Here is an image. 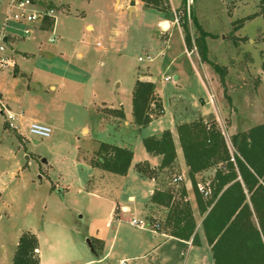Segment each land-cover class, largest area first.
Instances as JSON below:
<instances>
[{
  "label": "rangeland",
  "instance_id": "374dc122",
  "mask_svg": "<svg viewBox=\"0 0 264 264\" xmlns=\"http://www.w3.org/2000/svg\"><path fill=\"white\" fill-rule=\"evenodd\" d=\"M9 1L0 0V30L15 33L20 41L22 28L14 21L6 22ZM36 3L40 5L42 1L36 0ZM47 3L51 1L47 0ZM55 3L69 5L67 10H59L56 14V32L60 39L48 43L52 30L43 35V47L47 51L45 61L36 66L29 81L21 80L18 92L25 97V107L34 113H46L47 106L56 102L62 109L55 112L62 114L61 122L52 129L50 137L40 138L30 133L27 119L18 124V133L22 135L19 136L17 130H5L6 115L0 111V264H12L20 236L25 231H32L39 237L45 264H81L89 259H100L99 251H94L91 246L101 249L96 238L111 237L116 223L111 224L110 218L114 219L112 208L117 203L133 209L144 206L149 225L158 224L163 231H169L164 228L168 208L150 201L149 189L134 167L127 177H123L94 169L88 162L97 148L94 138L111 142L117 133L110 126L86 124L90 123L91 116L84 104L89 102L88 88L96 84L99 93L116 101L117 105L122 103L120 107L128 118L131 117L133 89L138 75L142 74L153 75L167 100L176 99L180 91L189 100L191 96L204 95V87L197 80L190 56L185 51L184 23L192 38V49H196L190 51L193 60L198 58L215 75L213 87L220 100L217 106L222 116V119L218 117L217 124L231 151L233 134L264 122L262 0H187L186 7L184 0H157L151 3L153 5H145L148 8H139L132 17L128 12L119 14L113 7L114 0H55ZM133 3L134 0L130 2ZM100 11L104 17H100ZM161 20L168 21L165 25L171 22L172 30L163 31ZM87 23L118 29V45L123 55L107 57L103 49L107 38L86 35ZM201 31L208 33V58L220 66L224 82L221 74L201 59L195 46ZM62 41L65 44L60 53L52 54L53 48ZM79 52L83 53L86 62L85 69L82 68L85 73H79L81 77L72 71L76 70L73 66L79 65V61L74 62ZM149 55L154 58L152 61L148 60ZM57 58H72L71 67ZM178 69L186 72L185 84L180 90L175 79ZM165 77L171 81H165ZM52 83L57 84V91L50 88ZM84 125H87L88 133H84ZM146 133L148 131L139 129L129 135L135 163L140 162L136 165L137 171L141 167V176L163 182L162 188L173 190L178 198L179 191L186 186L185 178L175 181L182 173L181 168H151L147 162H141L148 156L142 138ZM16 163L22 165V170L15 174ZM214 174L215 168L206 170L198 176V184L210 186ZM93 189L100 193H94ZM192 191L194 193L193 185ZM131 195L135 197L134 201L129 199ZM190 202H193L198 223L202 215L195 194ZM124 229L125 237L130 241L138 238V230ZM120 246L117 245L116 251ZM87 249L88 259L85 258ZM163 249L169 251L170 264H176L172 258L174 250H179L178 256L179 253L187 256L185 246L173 241L166 243ZM116 251L95 264H119Z\"/></svg>",
  "mask_w": 264,
  "mask_h": 264
},
{
  "label": "trees",
  "instance_id": "16d2710c",
  "mask_svg": "<svg viewBox=\"0 0 264 264\" xmlns=\"http://www.w3.org/2000/svg\"><path fill=\"white\" fill-rule=\"evenodd\" d=\"M142 1L153 5L151 3L157 0ZM186 3L187 0H184L185 7ZM183 25L185 44L192 49V38L185 23ZM207 36V32L201 31L195 46L201 59L209 62L224 82L220 66L208 58ZM262 69L264 71V61ZM156 90L155 82L137 79L132 104L138 126H147L156 115L163 113V104L156 96ZM118 112L124 118V111ZM177 130L214 264H264V122L233 134V151L216 120L207 122L198 119L180 124ZM143 142L148 153L162 156V169L173 166L177 149L170 130H165L160 136H147ZM133 157L134 152L129 148L101 142L90 162L93 167L125 176ZM211 168H215L210 182L211 194L204 197L198 189V176ZM138 170L143 172L141 167ZM151 202L168 208L164 228L169 229L171 236L201 245L198 223L186 186L181 188L178 198L173 190L156 189ZM152 226L163 231L158 224ZM38 249L37 235L32 231L23 232L12 264H40Z\"/></svg>",
  "mask_w": 264,
  "mask_h": 264
},
{
  "label": "crops",
  "instance_id": "0c3cea01",
  "mask_svg": "<svg viewBox=\"0 0 264 264\" xmlns=\"http://www.w3.org/2000/svg\"><path fill=\"white\" fill-rule=\"evenodd\" d=\"M36 1V0H35ZM41 4H47V0H41ZM53 5H56L58 7H62V9L67 10L68 4L60 3L56 4L55 0H50ZM132 0H114L113 7L114 9H117L119 11V14L122 12H128L129 16L132 17L133 13L137 12L139 8H148L145 5V2L142 0H134L135 3L130 4ZM61 2V1H59ZM60 5V6H59ZM70 8V7H69ZM68 8V9H69ZM133 9V10H132ZM100 17H104L105 14L103 12H99ZM58 14V13H57ZM165 20L160 21V27L162 28L165 26H170V30H172V24L171 22L168 23V25H165ZM173 23V22H172ZM53 21L52 20H46L45 22H38L35 24L36 28L33 32V34L30 37H20V41H18V36H13V38L10 39L8 43V48L6 49V56L13 59L15 61L14 67H7L3 70H0V92H1V99L6 106V110L4 111L5 115L6 112H10L14 115V119H12V123L14 124V128L9 126V123L7 119H4V128L6 129H14L17 130V134L19 136H22L20 133H18V124L23 123L27 119L29 120L30 124L32 122H41L44 124L49 125L52 129L56 127V125L61 122L62 114L61 113H55L60 112L62 110L58 105L54 103H50L49 106L46 108V113L43 111H32L29 107H25V97H22L20 92H18V88L20 87L21 80H30L31 77L34 75L37 69V65L41 64L45 61L44 55H45V47L44 45V39L43 35L46 34V32H50L52 30ZM57 25V20H56ZM55 25V30H56ZM86 35L92 36V35H99L102 37L107 38V45L104 47V53L107 57H110L112 55H117L119 58L123 55L122 49L118 45V29L116 30L114 26L110 28H106L104 25H97L87 23L85 25ZM182 32V30H181ZM10 33V32H9ZM57 33V32H56ZM172 32L169 33V37L171 36ZM183 34V33H182ZM184 37V36H183ZM60 39V37H58ZM58 39V40H59ZM48 43H55V42H49ZM65 44V42H60L59 46L54 47L52 50V54H58L60 53V50L63 48L62 46ZM99 45V43H98ZM101 46V45H100ZM169 45L166 44V48L168 49ZM187 50V46L185 44V51ZM47 52V51H46ZM187 53V52H186ZM188 55V54H187ZM189 56V55H188ZM59 59V58H57ZM71 59H59L60 62L65 63V65L70 66ZM191 62L193 64V67L196 71V77L197 80L201 83V85L204 87V95H197V96H191L190 100L185 97V94L183 91H180L179 94H177L176 99L174 100H167L160 89L159 85L155 81V78L153 75H138L137 79L142 80H150L156 83L157 85V95L161 99V102L163 104V113L160 117L153 119L151 123H149L147 126L141 127L138 126L135 123L134 116H133V104L131 105V111L132 116L128 118V115L124 112V118H121L119 116V110H123L120 106L122 103H119L118 105L115 103L116 101H111L109 98H106L104 94H101L96 90V84L90 85V90L88 88L87 93L89 96V102L84 104V107L86 109V112L90 114V123H86L89 125H92L94 127H113L114 132L117 134H114L117 136L114 140L110 141H104L101 138H94L97 144V149L99 148V145L101 142H107L110 144H114L121 147L129 148L133 151L132 146L130 144L129 135L132 131H139V129H144L148 131L145 135L142 136L144 139L147 136L150 135H157L160 136L165 130H170L173 134V139L176 145L177 149V157L175 160V163L173 166L167 167L165 169H169L171 167H179L181 168V175L183 178H185L187 191L189 193V200L192 201L193 191L191 192L192 184L189 176V167L186 164L183 149L181 147V143L179 140L178 135V126L183 123H190L198 119H203L204 121H211L216 120L218 123V120H220L218 117L221 116L220 107L217 106L218 103V97L215 93L214 86V74L207 70L205 67V64H203L201 61L199 62L196 58V61L193 60L192 56L190 57ZM55 60V59H54ZM84 60V55L82 52H79L77 55V59L75 61H79L78 66L75 67L72 70L74 73H85L84 70L82 71V68L86 65V62ZM48 61V60H46ZM53 60H50V62ZM101 64L103 61L100 62ZM71 67V66H70ZM85 69V68H83ZM80 76V75H79ZM81 77V76H80ZM175 79L178 81L177 87L180 89L183 88L185 84L186 79V72H183L182 69H178L175 73ZM165 80V78H164ZM166 81V80H165ZM171 81V79L169 80ZM50 88L54 91L58 90L57 84L52 83L50 85ZM210 94L214 95V104L212 105L210 102ZM27 95V94H26ZM220 102V100H219ZM213 107H212V106ZM107 109V110H105ZM30 115H28V111ZM64 111V110H63ZM124 111V110H123ZM62 112V111H61ZM60 114V115H59ZM218 119V120H217ZM18 122V123H17ZM92 123H95L94 125ZM222 123V122H221ZM84 133H88V127L87 125H84ZM3 134L10 135L6 132ZM99 136V135H95ZM94 151V152H95ZM147 151V150H146ZM93 152V154H94ZM134 152V151H133ZM148 153V152H147ZM93 154L88 158V162L91 164V157ZM183 154V158H182ZM183 159V160H182ZM184 161V163H183ZM141 162H147L151 168H156L161 165L162 162V156L161 155H153L148 153V156ZM140 162L135 163V152L133 161L131 164V167L129 169V172L127 175L123 177H127L134 167L136 173L141 177V179L144 180V184L149 189L148 194L150 196V201L152 194L154 190L156 189H164V183L163 182H157V180L152 177L149 179H145V177L141 176V174L137 171L136 165ZM17 165V172L19 173L22 170V165L20 163H16ZM186 165V166H185ZM92 166V165H91ZM93 167V166H92ZM94 169H99L100 171H104L100 168L93 167ZM107 172V171H104ZM110 173V172H107ZM13 176L15 175L12 173ZM106 175V174H104ZM91 181V180H90ZM90 186V183L89 185ZM93 192L96 194H99L100 192L93 189ZM129 199L135 200V197L133 195L129 196ZM193 203V202H191ZM154 204V203H153ZM114 211V219L110 218L112 220V223H116V227H114V232L112 233L111 237H98L96 238L99 243H101L102 248L98 249L95 246H91L94 251H99V255L101 256L100 259H89L88 261H85L81 264H95L100 263L106 258H109L114 252L116 251V247L118 244H120L121 248L117 250L116 256L118 257L119 264H121V261L125 260V264H170L172 263V260H170V255L168 250H164L163 247L166 243L169 241H173L174 243H178L185 246V251L187 252V256L180 255L178 256L179 250H174L172 253V258L176 264H214V260L212 258V252L211 247L208 244L207 238L205 236V233L202 229V219L203 217H200V220L198 221L197 225V232L200 235L201 238V245H194L192 240L185 241L178 239L176 237H173L169 234V231H158L153 228L152 225H149V219L147 220V211L145 210L144 206L136 207L133 209L132 207L126 205V204H119L117 203L116 207H113L112 210ZM194 209V208H193ZM146 211V213H144ZM194 211L195 217L197 216V213ZM200 214V213H199ZM137 218L147 224L146 228H141L138 226H135L132 224L129 217ZM110 223V222H109ZM127 227L130 229L138 230V238L136 240H129L127 237H125L124 231ZM34 233V232H33ZM38 237V236H37ZM39 239V237H38ZM130 241V242H129ZM91 242V240H90ZM18 245V244H17ZM86 252L85 258H90L89 250ZM39 257H40V264H45L42 256L41 251V245L39 240V249H38ZM177 254V257L175 255ZM88 255V256H87ZM97 261V262H96ZM175 264V263H174Z\"/></svg>",
  "mask_w": 264,
  "mask_h": 264
},
{
  "label": "built area",
  "instance_id": "2783aa9c",
  "mask_svg": "<svg viewBox=\"0 0 264 264\" xmlns=\"http://www.w3.org/2000/svg\"><path fill=\"white\" fill-rule=\"evenodd\" d=\"M59 10H63L62 7H58L56 5L47 3V4H37L35 0H10L8 3V10L6 13V22L14 21L18 23V25L22 28L21 36L30 37L36 26L35 24L38 22H45L46 20H52V35L49 37V42H55L59 39L56 30V14ZM176 22L179 24L178 18H176ZM163 31H169L170 26H164L162 28ZM13 36H16L15 33H7L6 29L0 30V70H3L7 67H14L15 61L6 56V49L8 48V43ZM100 45V43H99ZM196 49L189 50L187 48L186 52L191 57V52H194ZM148 60L152 61L154 58L150 55L147 57ZM166 81H169V77H165ZM1 95V92H0ZM210 102L214 104V95L210 94L209 96ZM6 106L4 105L1 97H0V111H5ZM6 119L9 123L10 127L14 128V124L12 123V119H14V115L9 111L6 112ZM29 131L31 134L40 137V138H48L51 136L53 130L52 128L41 122H32L29 126ZM183 179V176H177L175 181H179ZM199 191L203 194L204 197H208L211 194V187H206L202 183L198 184ZM132 224L141 228H146L147 224L137 218H133L131 220ZM126 261H121V264H125Z\"/></svg>",
  "mask_w": 264,
  "mask_h": 264
}]
</instances>
